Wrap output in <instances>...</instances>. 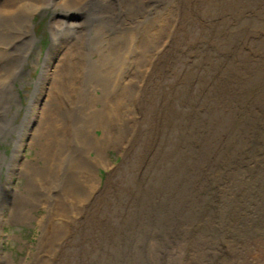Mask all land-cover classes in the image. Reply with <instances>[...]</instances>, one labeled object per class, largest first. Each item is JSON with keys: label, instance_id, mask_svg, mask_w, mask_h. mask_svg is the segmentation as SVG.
Instances as JSON below:
<instances>
[{"label": "rangeland", "instance_id": "1", "mask_svg": "<svg viewBox=\"0 0 264 264\" xmlns=\"http://www.w3.org/2000/svg\"><path fill=\"white\" fill-rule=\"evenodd\" d=\"M38 2L25 0L19 11L21 21L9 30L10 35L22 26L27 30L25 10H34ZM70 2L86 6L81 16L92 30L89 45L85 38L81 47L87 58L81 82L85 93L93 92L98 99L74 98L64 106L69 121L66 142L58 148L61 152L52 150L46 162L40 160L38 146L46 140L35 137V131L54 79L51 70L62 63L57 56L65 48L51 27L61 8L45 5L30 18L34 45L26 56L25 74L13 84L21 103L10 105L19 111L16 123L25 120L18 148L16 134L0 140V150L9 160L0 170L2 261L207 264L219 254L227 264H264V0ZM16 34L8 42L0 36V54H10V59L5 58L9 65H0L8 72L0 77V136L15 131L8 126L5 111L11 88L8 76L15 75L17 64L11 59L18 61L24 48L20 45L10 53L13 45H19L12 42ZM72 41L68 45L78 46L79 38ZM232 61L237 73L229 75L231 100L236 99L234 94L250 96L257 125L255 137L246 133L234 144L245 154L238 159L230 157L226 146L222 157L218 156L219 138L226 135L219 133L214 119L216 112L225 113L228 108L223 99L225 78L221 81L219 75ZM126 90L132 96L130 110L120 99ZM220 95L212 107L210 100ZM166 100L170 101L169 114ZM104 125L109 127V139H114L113 147L93 170L100 181L93 195L98 201L92 199L86 205L88 215L97 217L98 227L79 222L75 229L71 224L69 237L60 241L59 234L55 240L56 255H37L46 238L45 227L67 222L59 210L69 205L67 196L72 202L76 196L71 182L76 184V175L72 174L75 161L89 151L85 136L89 132L100 137ZM122 133L129 139L120 138ZM94 144L91 141L90 147ZM88 155L95 157L93 151ZM42 169H47L46 180L34 175ZM27 211L33 219L21 221Z\"/></svg>", "mask_w": 264, "mask_h": 264}, {"label": "bare ground", "instance_id": "2", "mask_svg": "<svg viewBox=\"0 0 264 264\" xmlns=\"http://www.w3.org/2000/svg\"><path fill=\"white\" fill-rule=\"evenodd\" d=\"M32 1L34 2V0H32ZM41 1L42 0H39V2H38L39 4L35 7L34 10H32V9L31 10H25V14L28 18L27 30H23L22 29L23 26H22L20 31H17V34H16V32H14L12 35H10L8 33L9 30L10 29L13 30L14 26H16V24L21 21V16L19 14V11H20L23 3H25V0H0V36L2 37L3 41L8 42L9 41L8 39H11L10 36H15V34H16V37L12 38V40H13L12 42L14 44H19V45L18 46L13 45L14 49L12 48L13 51L10 53L14 54L15 52H17V48L20 45H23V47H24L23 52L21 51L22 56L20 55V57H18V61L13 59V58L11 59L12 61L17 62L16 67H15V70H16L15 75L14 74H12L10 76H8V74L5 75L6 76L5 78H7V76H8V82H9L8 85L11 84V88L9 86L10 89L9 88L7 89V93L9 95L7 96L8 101H7L6 111H5V117L8 120L7 121L8 126H12V128L15 131L13 133H11L9 131H5L4 134H2L0 136V140L5 141V140L11 138L12 135L16 134L17 140H15V141L13 140V141L15 142V145L18 148V144L20 142V138H19L18 134H19V131L22 129L25 120H24V122H21L19 124L16 123V119L19 116V111L13 110V108L10 104L14 103V104L19 105L21 103V101H20L19 94L13 90V87H14L13 84L17 79L21 78L25 74V72L23 71V66L25 64L26 56L28 55V53L30 52V50L32 49V47L34 45L33 38L35 39V37H34L35 35H34L33 30H32L30 18L33 17L35 14H37L41 8L43 9L45 5L52 3L53 4L52 7L61 8V11H62L61 13H59L60 17L57 15L55 18H53L54 21L51 22L52 33L54 35V38L57 37L58 44L64 43L65 48H64L63 54H61L60 56L58 54V56H57V57L61 58L62 63L59 62V64L54 65L53 70L50 69L51 73L54 75V79L50 85V89H49V92L47 95V99L45 100V105L42 108V111L40 112L41 113L40 124H38L36 131H35V137H38L37 135H41L43 137L44 141L46 140V143L44 145L38 146V148L40 150H38L36 153L37 157L39 156L40 160H43L46 162L47 159L50 158L49 156H51L52 150H54L56 153L61 152V150H59V149L63 148L62 147V146H64L63 141L66 142V136H67L66 124H67V122L69 123V121H68V115L65 116V112L63 109L64 106L66 107V105L69 103V101L74 99V98H75V100L77 98L79 101L80 100L82 101V100H84V98H87V99H89V102H90V101H96L98 99V97L93 92L92 93L89 92L88 94H86L84 91V87L82 85V82H81L82 81L81 79H82L83 68H84V70L86 68V67H84V63L87 59L86 56L84 55L85 52L81 47H82V44L84 45L85 38H87V45H89L88 44L89 43V34H90V31L92 30L91 29L92 27L91 28L87 27V24L84 22V15L81 16V14L86 10V6L81 5V4H77L76 2H70V0H49V2H41ZM26 3H29V2H26ZM73 3H74V5H72ZM79 3H81V2H79ZM13 11L17 12L15 14H18V15L17 16L11 15L12 13H14ZM75 38L76 39L79 38L78 46H76L77 44H73V46H72V43H70V45H68L69 42L70 41L73 42L72 40H74ZM230 48H232V47H230ZM226 51H228V50H226ZM60 53H62V52H60ZM7 55H9V57H10V54H7ZM7 55L0 54V65L1 64L2 65L6 64V66L9 65L7 60H5V58H9ZM1 66H0V77H1L2 73H8V72H6L7 70L5 71L4 68H2ZM49 67H51V63L48 65V68ZM235 67H236V64L233 61L231 62V65L229 62V66L225 70V73L223 72L224 74L219 75V79L221 81L225 78L226 97L223 96V99L228 104V106H227L228 108L226 109L227 111L225 113L223 112V110L221 112H218V113L215 111L216 112L215 115H217V116H214V119L216 121V127L219 129V133H221V135H226L223 138H219L218 156L220 158L222 157L221 150L225 149V146H226L225 150L230 155V157L231 156L236 157V159L243 158L245 155L243 149L242 148H236L234 144H237L239 141H241V139H243L242 137L244 136V134L247 133V136L250 135L252 138V137H255L256 132H257V130H256L257 129L256 115L254 114V111H253V105H250L251 101H252L251 98H249L250 96H245L244 94H243V96L241 94H239V95L234 94L233 98H236V99L231 100V96L233 93V92H231V89H233V87H231V82H230L231 80L229 79V75L231 76L233 73H235V74L237 73V71L234 70ZM47 73H49V72H47ZM48 76H49V74L47 75V77ZM256 79L258 80V78H256ZM229 83H230V85H227ZM130 95L131 94L126 90L125 92L122 93V95L120 97L121 100H124L123 104L125 103V109H127V110L132 109V102H131L132 96L130 97ZM129 97H130V100H129ZM221 97H222V95H220V97L217 98V100H213V101L210 100L209 104L213 107L215 104H217V101H219L221 99ZM127 100H128V102H127ZM240 100H241V103L239 104L238 102ZM259 101H260V98H259ZM259 101L257 100L256 102L259 103ZM169 102H170L169 100H166V102H165V106L167 107V113L168 114L170 112ZM245 104H246V106H244ZM67 106H69V105H67ZM243 107H245V108H243ZM30 108H31V103L29 104L28 109L30 110ZM263 108H264V106H263ZM235 109L238 110L239 116L236 115ZM224 115H225V118H224ZM26 116H27V114H26ZM211 117H213V116H211ZM65 118L67 120H64ZM254 122H255V124H254ZM59 123H61L63 125L62 126L63 128L58 127L57 124H59ZM101 128H102V135L100 137L95 136L94 133L92 135L90 134V136H89V132L87 133V136H85V137H86L87 141H89L88 142L89 147L87 148L89 151L86 152V155L85 154L83 155V157H82L83 159H81L80 161H77V160L75 161V163L77 165L75 167V173H73L72 175H76V184L73 182L74 180H72V177H71V180H72L71 182H72V184L75 185L74 191H76L77 193L74 194L76 196L74 198H72L73 202L71 200H68L70 197L67 196V198L65 200L68 201L67 203L69 205L67 206L64 204V207L59 210V214H61V216L66 218L67 222L65 224H61V226L60 225H54V224H48V227L47 228L45 227L44 236L46 238L42 240L43 242L42 241L40 242L39 245H41V246L39 249H41V251H38L37 255L41 252L46 253L49 256L56 255L55 252H56L57 248L55 249V246H56L57 242L55 243V240L57 239L59 234L62 235V238L59 236L60 238L58 240H60V241L61 240L63 241L67 237H69L68 232H70V228H71L70 225L71 224L75 225V229H79V226L76 225L79 222L85 223V225H93V227H95V228L98 227V222L96 220L97 217H95L94 215H88V211L86 210V205L92 199H93L92 202L98 201V197L97 196L94 197L93 195L95 194L96 191H98V186H99L100 181H99L98 177L94 175L93 170H95V168L98 165L102 164L101 161L105 160V158H106L105 153H106L107 149H111V147H113L111 142H114V139L111 140L108 137V133H109L108 128L109 127L107 128V125L106 126L104 125ZM131 129H132V127H131ZM37 133H39V134H37ZM118 136L119 137L124 136V138H122L124 140L129 139V136L127 133L126 134L122 133V134H119ZM218 136H219V134H218ZM37 140H40V139H37ZM91 141H93L95 143L93 145L94 147H90ZM117 141H118V139L116 138L115 143ZM217 145L218 144H216V146ZM227 145H228V147H227ZM186 148H187V146H186ZM91 151H93L95 153L94 158H91L88 155ZM223 152H225V151H223ZM62 154H63V152H62ZM13 156H15V155H13ZM7 161H9V160L7 159L6 155L0 150V170H1L2 166L4 167V165ZM224 164L226 165V163H224ZM130 167H132V166H130ZM131 169H129V171H131ZM46 170L47 169H42L43 172H41V174L36 171V172H34V175L40 176L42 179L46 180L48 177V172ZM0 174H1V172H0ZM108 182H109V179H108ZM186 183H188V182L186 181ZM199 184L202 187L203 181L199 182ZM3 197L4 196L1 195V193H0V205L3 203L1 200ZM187 197H189V196H187ZM69 201H71V202H69ZM28 212H30V211H27V213L22 214L23 219H21V221L23 220V221L29 222L33 219L32 215L30 214V216H29ZM70 212H72V213H70ZM74 214L76 215L75 218L69 220L67 216H71ZM137 229H139V228H137ZM111 234H114V232H112ZM192 253H193V251H192ZM197 257H198V255H197ZM206 258L207 257H205V259ZM220 259L222 260V261H220L221 264H227L228 263L226 258L217 254V255H215L214 258L209 259V262L207 264H217V261ZM2 260H3V257L1 256L0 257V264H12L11 259L6 258L5 262H3ZM42 263L47 264L45 261ZM20 264H23V263L21 262ZM32 264H35V263H32Z\"/></svg>", "mask_w": 264, "mask_h": 264}]
</instances>
